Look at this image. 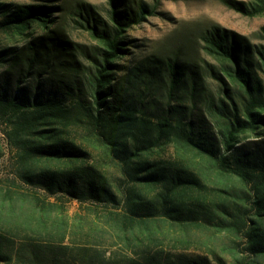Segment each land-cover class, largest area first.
<instances>
[{
    "label": "trees",
    "instance_id": "trees-1",
    "mask_svg": "<svg viewBox=\"0 0 264 264\" xmlns=\"http://www.w3.org/2000/svg\"><path fill=\"white\" fill-rule=\"evenodd\" d=\"M124 1L108 0L106 20L87 3L69 10L89 46L56 24L59 6L0 1V159L13 157L0 264H264V140L252 139L264 133V42L204 31L211 61L124 65L126 30L152 12ZM229 5L264 13V0ZM48 196L103 204L125 243L138 239L134 255L72 257L41 240L48 219L47 236L63 238Z\"/></svg>",
    "mask_w": 264,
    "mask_h": 264
},
{
    "label": "rangeland",
    "instance_id": "rangeland-1",
    "mask_svg": "<svg viewBox=\"0 0 264 264\" xmlns=\"http://www.w3.org/2000/svg\"><path fill=\"white\" fill-rule=\"evenodd\" d=\"M4 3H46L59 8L53 10L56 24H62L68 31L72 40L87 46L94 40L75 24L69 10L77 5L89 4L93 10L103 19H108V0H0ZM140 0H126L127 6L133 7ZM146 3L151 13H145L142 21L134 24L126 30V50L119 60L122 64L129 65L133 59L145 56L159 57L176 54L185 62L203 64L211 61L202 49L200 33L211 30H226L229 35H239L251 43H262L260 37L261 27L264 25V13L249 17L229 5L233 1L247 0H142ZM135 2V3H134ZM69 12V13H68ZM254 140H264V133ZM13 163L12 152L5 147V153L0 159V179L11 177ZM50 201L57 202L61 207L50 211L52 217H62L64 223L63 238L58 241L50 238L51 221L48 219L39 230L41 240L49 239L56 245H67L66 255L78 257H124L134 255V247L138 239L131 237L129 244L125 243L122 232L107 218V207L103 204L77 200L61 201L54 196H48ZM162 229H169L166 224ZM20 232L18 236H22ZM38 241L37 236L29 233ZM38 235V234H37ZM36 238V239H35ZM16 241L19 237L14 238ZM163 243H169L161 240ZM196 245L191 244L190 248Z\"/></svg>",
    "mask_w": 264,
    "mask_h": 264
}]
</instances>
